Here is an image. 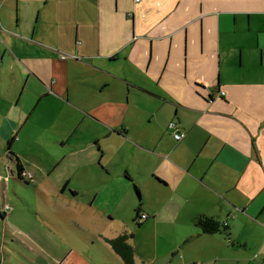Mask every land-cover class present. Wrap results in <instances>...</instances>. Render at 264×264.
Returning a JSON list of instances; mask_svg holds the SVG:
<instances>
[{
	"label": "crops",
	"instance_id": "1",
	"mask_svg": "<svg viewBox=\"0 0 264 264\" xmlns=\"http://www.w3.org/2000/svg\"><path fill=\"white\" fill-rule=\"evenodd\" d=\"M0 174L4 221L14 191L105 210L135 190L138 225L264 264V0H0Z\"/></svg>",
	"mask_w": 264,
	"mask_h": 264
},
{
	"label": "rangeland",
	"instance_id": "2",
	"mask_svg": "<svg viewBox=\"0 0 264 264\" xmlns=\"http://www.w3.org/2000/svg\"><path fill=\"white\" fill-rule=\"evenodd\" d=\"M17 188L21 193L22 187ZM81 193L80 203H72L52 189L35 209L14 191L16 198H7L9 208L3 210L11 218L4 221L0 214V264H125L105 240L123 233L130 235L134 264H191L187 261L192 256L197 264H244L252 254L258 255L237 252L214 237L192 239L186 230L152 220L138 225L135 190L105 210H99L101 204H84L89 190Z\"/></svg>",
	"mask_w": 264,
	"mask_h": 264
},
{
	"label": "trees",
	"instance_id": "3",
	"mask_svg": "<svg viewBox=\"0 0 264 264\" xmlns=\"http://www.w3.org/2000/svg\"><path fill=\"white\" fill-rule=\"evenodd\" d=\"M23 171L24 169L22 165L18 163V177L24 181H29V179L27 180L22 176ZM136 192L139 194L138 189H136ZM142 211L143 210L140 201L137 208L135 209V219L141 217ZM195 224L198 226L201 233L221 234L230 239V231L226 222H221L212 217L200 215L195 219ZM129 237L130 235L124 233L115 238L107 239L106 241L110 243L113 250L121 257L125 264H134V248L128 241Z\"/></svg>",
	"mask_w": 264,
	"mask_h": 264
},
{
	"label": "built area",
	"instance_id": "4",
	"mask_svg": "<svg viewBox=\"0 0 264 264\" xmlns=\"http://www.w3.org/2000/svg\"><path fill=\"white\" fill-rule=\"evenodd\" d=\"M141 0H135V2L136 3H138V2H140ZM65 57V56H64ZM169 128H171V129H174V130H177L176 129V124H175V122H173V121H171L170 123H169ZM174 136L176 137V139H181L183 136H184V134L183 133H180V132H175L174 133ZM22 176L25 178V179H30L31 177H32V174L30 173V172H27V171H23L22 172ZM3 177L0 175V179H2ZM7 208H9L8 206H7Z\"/></svg>",
	"mask_w": 264,
	"mask_h": 264
}]
</instances>
